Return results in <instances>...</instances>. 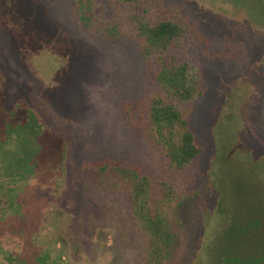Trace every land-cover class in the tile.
I'll return each mask as SVG.
<instances>
[{
	"label": "rangeland",
	"instance_id": "1",
	"mask_svg": "<svg viewBox=\"0 0 264 264\" xmlns=\"http://www.w3.org/2000/svg\"><path fill=\"white\" fill-rule=\"evenodd\" d=\"M74 1L0 0V264H147L128 184L89 170L109 159L186 199L167 264L262 256L264 0H93L90 28ZM162 20L186 32L146 56L137 22ZM159 60L201 82L183 169L151 133Z\"/></svg>",
	"mask_w": 264,
	"mask_h": 264
},
{
	"label": "trees",
	"instance_id": "2",
	"mask_svg": "<svg viewBox=\"0 0 264 264\" xmlns=\"http://www.w3.org/2000/svg\"><path fill=\"white\" fill-rule=\"evenodd\" d=\"M149 2L153 0H135ZM79 10V21L85 28L92 25L93 0H75ZM138 35L145 41L146 56L162 53L179 42L186 29L177 22L159 21L156 24L137 22ZM111 32H115L113 29ZM161 56V55H160ZM155 78L167 92L172 102L165 97L154 95L150 98L149 120L152 137L166 149L170 162L175 168L183 169L201 155V146L190 129L189 115L180 110L179 104L193 102L202 95L201 82L197 73L188 63L159 60ZM130 113V112H129ZM32 121L29 117L26 122ZM97 177L115 175L128 184L132 202L133 217L148 243L147 264H167L173 257L178 236L172 219L173 207H181L186 199L173 193L164 194L165 184L158 191L150 177L139 168L115 160L89 167ZM161 191V192H159ZM176 211V209H175ZM236 260V259H235ZM240 259H238L239 262ZM253 260V261H251ZM244 264H264V254ZM242 261L240 260V263ZM241 263V264H243Z\"/></svg>",
	"mask_w": 264,
	"mask_h": 264
}]
</instances>
